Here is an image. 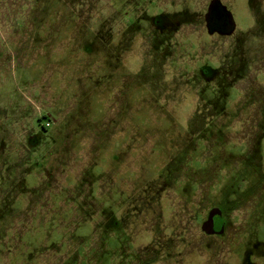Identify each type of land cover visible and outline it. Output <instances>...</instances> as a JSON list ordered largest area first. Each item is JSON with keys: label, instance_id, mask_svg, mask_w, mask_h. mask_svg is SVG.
Returning <instances> with one entry per match:
<instances>
[{"label": "rangeland", "instance_id": "obj_1", "mask_svg": "<svg viewBox=\"0 0 264 264\" xmlns=\"http://www.w3.org/2000/svg\"><path fill=\"white\" fill-rule=\"evenodd\" d=\"M0 264H264V0H0Z\"/></svg>", "mask_w": 264, "mask_h": 264}, {"label": "flooded vegetation", "instance_id": "obj_2", "mask_svg": "<svg viewBox=\"0 0 264 264\" xmlns=\"http://www.w3.org/2000/svg\"><path fill=\"white\" fill-rule=\"evenodd\" d=\"M231 18L228 11L217 1L208 6L205 14V21L212 31L228 32L233 27Z\"/></svg>", "mask_w": 264, "mask_h": 264}, {"label": "water", "instance_id": "obj_3", "mask_svg": "<svg viewBox=\"0 0 264 264\" xmlns=\"http://www.w3.org/2000/svg\"><path fill=\"white\" fill-rule=\"evenodd\" d=\"M213 213H210V217H209V219L211 218V215H212Z\"/></svg>", "mask_w": 264, "mask_h": 264}]
</instances>
